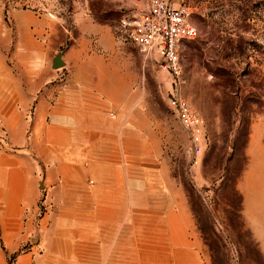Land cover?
<instances>
[{
    "label": "rangeland",
    "instance_id": "obj_1",
    "mask_svg": "<svg viewBox=\"0 0 264 264\" xmlns=\"http://www.w3.org/2000/svg\"><path fill=\"white\" fill-rule=\"evenodd\" d=\"M169 1L188 6L197 30L179 56L181 93L205 121L200 154L186 152L188 135L167 104L170 75L118 31L146 0H0V156L23 145L25 158H38L30 118L44 86L64 80L63 65L49 66L56 56L63 64H117L131 96L105 101L104 110L120 116L131 195L105 198L104 219L125 224L103 230L102 264H264L240 187L253 136L264 148V0ZM88 25L108 28L117 50L95 47ZM39 189L34 229L20 250L34 246L35 255L45 251L39 224L48 206ZM137 249L147 260H136Z\"/></svg>",
    "mask_w": 264,
    "mask_h": 264
},
{
    "label": "crops",
    "instance_id": "obj_2",
    "mask_svg": "<svg viewBox=\"0 0 264 264\" xmlns=\"http://www.w3.org/2000/svg\"><path fill=\"white\" fill-rule=\"evenodd\" d=\"M87 30L97 34L95 47L117 50L108 28ZM116 65L63 64L64 80L44 86L30 118L31 152L38 158H25L23 145L15 156H0V264L10 255L13 264H102L103 230L125 224L104 219L105 198L131 195V171L122 169L119 156L120 116L104 110L105 101L131 96V79L120 77ZM249 154L242 215L264 258V148L254 136ZM40 183L48 204L39 224L45 251L35 255L34 246L20 250L34 229ZM146 252L137 249L136 260H147Z\"/></svg>",
    "mask_w": 264,
    "mask_h": 264
},
{
    "label": "built area",
    "instance_id": "obj_3",
    "mask_svg": "<svg viewBox=\"0 0 264 264\" xmlns=\"http://www.w3.org/2000/svg\"><path fill=\"white\" fill-rule=\"evenodd\" d=\"M118 31L144 54L155 55L159 69L170 75L167 104L188 135L186 152L200 154L205 145V121L181 93L184 78L180 46L197 35L188 6L169 0H146L142 10L120 20Z\"/></svg>",
    "mask_w": 264,
    "mask_h": 264
},
{
    "label": "water",
    "instance_id": "obj_4",
    "mask_svg": "<svg viewBox=\"0 0 264 264\" xmlns=\"http://www.w3.org/2000/svg\"><path fill=\"white\" fill-rule=\"evenodd\" d=\"M63 65V61L61 60L60 56H56L53 60H52V68H58L60 66Z\"/></svg>",
    "mask_w": 264,
    "mask_h": 264
}]
</instances>
